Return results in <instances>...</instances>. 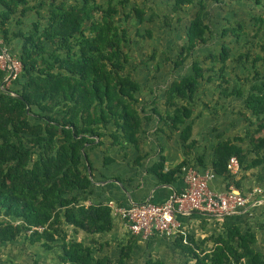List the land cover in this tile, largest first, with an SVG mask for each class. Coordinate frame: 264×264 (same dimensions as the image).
I'll use <instances>...</instances> for the list:
<instances>
[{"label":"trees","instance_id":"1","mask_svg":"<svg viewBox=\"0 0 264 264\" xmlns=\"http://www.w3.org/2000/svg\"><path fill=\"white\" fill-rule=\"evenodd\" d=\"M154 1L0 0L1 43L8 47L14 39L22 42L13 56L21 71L8 87L2 84L6 76L0 70V244L24 236L45 251L60 250L59 264H125L130 245L122 248L115 263L95 258L89 247L67 235L68 226L89 235L112 228L113 213L106 204L82 203L92 186L88 147L95 141L99 147L108 137L112 147L138 149L143 124L149 120L144 108L150 106L165 128L179 133L189 157L195 144V98L204 81L216 84L219 100L242 99L245 112L240 115L249 124L244 135L216 146L214 173L242 195L241 182L228 168L234 157L239 168L262 166L264 180V13L250 16L251 26L223 18L226 24L216 34L218 50L195 55L213 39L207 16L211 4L231 10L234 3L258 12L264 0H160L162 12H170L162 27L170 28L175 18L186 22L184 43L172 57H165V63L179 69L191 61L190 72L165 89L163 114L154 108L155 98L142 102L143 88L132 78L130 64L131 30L136 38L150 41L153 32L146 25L160 19ZM29 14L35 20L26 27L22 19ZM13 23L19 30L10 34ZM145 56L150 62L156 59V54ZM231 74L242 76L232 80ZM185 168H191L188 160L163 173L161 162L150 172L170 181ZM206 242L210 249L202 247ZM256 242L255 231L234 225L221 226L200 243L191 234L177 236L192 264H264Z\"/></svg>","mask_w":264,"mask_h":264},{"label":"crops","instance_id":"2","mask_svg":"<svg viewBox=\"0 0 264 264\" xmlns=\"http://www.w3.org/2000/svg\"><path fill=\"white\" fill-rule=\"evenodd\" d=\"M34 20L35 15L29 14L22 19V22L27 27ZM9 30L11 34L19 29H16L13 23L9 25ZM182 32L175 39V44L179 46L184 43V30ZM171 44L172 42L169 46L173 45ZM21 45L20 39L12 40L8 47L3 46L0 41V47H3L2 49L12 57L20 52ZM178 47L175 45L172 48L173 53L169 48L167 49L168 54L161 53L157 57L159 64L157 69L154 63L139 67L133 65L132 60L130 62L133 70L132 78L143 88L142 102L155 98L157 103L154 108L160 114L164 112L161 103L165 89L175 79L190 72L191 61L186 62L179 69H174L171 63L165 64V57H172ZM217 49L215 46L213 49L207 46L200 52L197 51L195 55L201 57L204 53L216 52ZM231 68L233 65H230ZM235 76L242 75L231 74V79L235 80ZM149 89L152 93L148 91ZM219 96L220 93L216 90L214 82L200 83L199 92L195 98V112L191 120L193 127L191 140L195 144L189 157L185 156L186 151L180 141L179 133L165 128L160 118L153 115V109L150 106L144 108V116L149 120L143 124V143L138 149L121 150L119 147H112V141L108 137L102 140L103 144L99 147H96L98 141H95L88 147L87 154L90 165L88 173L91 174L89 177L92 181L91 193L82 198V203L85 205L114 203L123 208L142 204L161 205L186 191L185 174L182 173L181 176L170 181H163L150 170L162 162L163 173H166L177 168L185 160L189 161L191 168L199 176L208 178L210 190L216 194L226 193L229 189L226 181L217 176L212 169L214 151L220 142L233 139L236 135H244L249 129V124L240 115L245 112L242 99L233 98L224 101L219 100ZM110 131L112 132L113 129ZM198 160H201L202 164H199ZM251 161L252 158L249 157L248 163ZM261 172L262 166L250 169L239 168L236 172L237 180L241 182L243 196L250 195L255 189L262 191V194L251 200L246 207L237 210L234 214L222 217L199 213L188 216L175 215L177 229L176 234L172 236L154 234L147 239L134 236L128 230L127 224L115 214L112 216V228L108 233L89 235L74 231L71 226H68L67 235L70 240L89 247L97 259L109 258L116 263L121 259L122 248L130 245L131 252L125 264H146L150 261H159L163 264H192L193 262L177 244L179 234H191L200 243L221 226L234 225L243 231L247 228L255 231L256 248L264 253V180L260 178ZM202 247L210 249L211 244L206 242ZM38 248L42 253L37 259L40 251ZM3 249L5 250L3 255L6 257L3 260L0 259V264H59L57 256L61 254L57 249L47 252L44 250V252L39 245L30 244L24 236H20L12 243L0 244V251ZM31 249H35L36 256L31 254Z\"/></svg>","mask_w":264,"mask_h":264},{"label":"built area","instance_id":"3","mask_svg":"<svg viewBox=\"0 0 264 264\" xmlns=\"http://www.w3.org/2000/svg\"><path fill=\"white\" fill-rule=\"evenodd\" d=\"M0 70L6 76L4 84L9 86L18 77L21 65L4 51L0 53ZM228 168L233 173L237 172L239 164L236 158L229 160ZM183 174L187 184L186 191L161 205L142 204L123 208L108 203L107 206L127 224L132 235L147 239L154 234L175 235V215L188 216L191 213H199L214 217L227 216L246 207L251 200L262 194L261 190L255 189L250 195L243 196L234 188L224 194H216L208 187V178L199 176L191 168L183 169Z\"/></svg>","mask_w":264,"mask_h":264},{"label":"rangeland","instance_id":"4","mask_svg":"<svg viewBox=\"0 0 264 264\" xmlns=\"http://www.w3.org/2000/svg\"><path fill=\"white\" fill-rule=\"evenodd\" d=\"M98 1H100V0H98ZM154 2H155V4L152 7L156 11V13L160 17V19L156 18L155 20L149 22L146 25L147 28H149L153 32L152 39L150 41H142V40L136 38V36L134 35L135 31L133 29L131 30V36H132L131 39L133 41V44H131L130 57L132 58L131 60H132L133 65H136L139 67H146L145 65H143V62H146L148 64L154 63V66L157 65V61H158L157 57L160 56L161 53L168 54L167 49H169V48H171V52L173 53L174 50H172V48H174L175 45L177 47L179 46V44H175V41H176L175 39H177L178 36H180L181 33H183L182 27L186 23L185 19H183L180 23H178L177 19L175 18V19H173V23L170 24V26H169L170 28L162 27L161 24L165 25L164 24V21H165L164 15H169L170 12L168 11V9H166L162 12V10L165 9V7L162 4H160V0H155ZM226 4L228 5L229 3H226ZM218 8L219 7H217L215 4H211V6L207 10L208 19L211 21L210 25L212 28V37H213V39H212L213 41H211V43L209 44V48H211V49H213L214 46H215V48H218L220 46L221 41L216 43V41H217V35L216 34L218 32H220L224 27L223 25L226 24L225 21L222 20L223 18L229 19V21L232 24H234L237 21H243L248 26H251L252 25L251 19H249L250 16H258L261 12L264 13V9L256 12L253 10L243 9L234 3H233V6L231 7V10H230L229 6H223L222 8L224 10H221ZM129 25H130V23H128V26ZM262 40L264 41V36H263ZM135 41H137V42H135ZM170 42H172V44H173V45L171 44L172 46H169ZM149 44H151V45H149ZM145 52H147L148 55L156 54V59L154 60V62L149 61V59L145 56ZM201 57H204V54L201 55ZM235 58H236V56L233 57V60ZM165 64H167V63H165ZM230 65H232V64H230ZM215 86H216V84H215ZM38 250H40V251L38 252V256L36 257L37 259L39 258V254L42 253L40 248H38ZM42 250L44 251V249H42ZM4 252H5L4 249L0 251V259H2V260L4 259V257H6V255H3ZM30 252H31V254H35V256H36L35 249H31Z\"/></svg>","mask_w":264,"mask_h":264},{"label":"water","instance_id":"5","mask_svg":"<svg viewBox=\"0 0 264 264\" xmlns=\"http://www.w3.org/2000/svg\"><path fill=\"white\" fill-rule=\"evenodd\" d=\"M2 84H4V82H3ZM27 111H28V108H27ZM89 175H90V177H91V174H90V173H89ZM191 214H193V213H191Z\"/></svg>","mask_w":264,"mask_h":264}]
</instances>
